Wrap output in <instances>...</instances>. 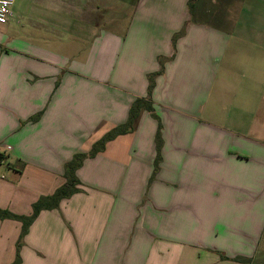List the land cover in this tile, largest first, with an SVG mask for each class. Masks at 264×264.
Returning <instances> with one entry per match:
<instances>
[{
    "label": "crops",
    "instance_id": "obj_1",
    "mask_svg": "<svg viewBox=\"0 0 264 264\" xmlns=\"http://www.w3.org/2000/svg\"><path fill=\"white\" fill-rule=\"evenodd\" d=\"M189 2L16 0L0 25V209L32 215L137 99L154 109L85 159L20 264H264V0L218 24ZM21 231L0 220V264Z\"/></svg>",
    "mask_w": 264,
    "mask_h": 264
},
{
    "label": "trees",
    "instance_id": "obj_2",
    "mask_svg": "<svg viewBox=\"0 0 264 264\" xmlns=\"http://www.w3.org/2000/svg\"><path fill=\"white\" fill-rule=\"evenodd\" d=\"M199 0H190V14L192 16V20L198 22L199 14L201 11L199 10L197 4ZM151 89V87H150ZM149 111L151 113L154 112L152 101L147 98H139L137 99L131 106L130 114L128 121L125 124L119 125L112 130H110L107 134H105L99 141H97L91 151L89 153H80L73 157L71 161H69L65 165L64 177L66 179V183L61 186L53 195L43 196L37 202L33 204V213L30 216L24 215H16L11 213L8 210L0 209V220H16L22 223V231L18 241V252L16 260L13 264H20V248L22 246L23 240L27 235L31 225L36 220L38 215L44 210H53L57 209L60 206L61 201L64 199H68L73 196L75 193L79 191L78 186L80 185V181L77 177V171L83 165L85 159L89 157H95L98 153L104 151L106 145L115 140L116 138L126 135L132 131H134L138 125L139 118L143 111ZM161 127H159V131L157 133L156 143L158 150L157 163L160 161V152L162 147V138H161Z\"/></svg>",
    "mask_w": 264,
    "mask_h": 264
},
{
    "label": "rangeland",
    "instance_id": "obj_3",
    "mask_svg": "<svg viewBox=\"0 0 264 264\" xmlns=\"http://www.w3.org/2000/svg\"><path fill=\"white\" fill-rule=\"evenodd\" d=\"M236 0H203V8H199L201 13L199 14V19L204 22H210L213 24L221 23V20L226 17V7L230 3H234ZM254 264H262L260 259Z\"/></svg>",
    "mask_w": 264,
    "mask_h": 264
},
{
    "label": "built area",
    "instance_id": "obj_4",
    "mask_svg": "<svg viewBox=\"0 0 264 264\" xmlns=\"http://www.w3.org/2000/svg\"><path fill=\"white\" fill-rule=\"evenodd\" d=\"M16 0H0V25L8 23Z\"/></svg>",
    "mask_w": 264,
    "mask_h": 264
}]
</instances>
